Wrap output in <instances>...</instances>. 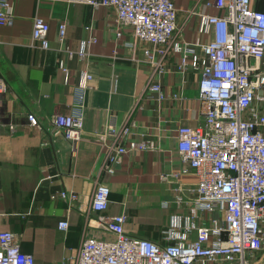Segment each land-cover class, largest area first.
<instances>
[{
    "label": "crops",
    "instance_id": "crops-1",
    "mask_svg": "<svg viewBox=\"0 0 264 264\" xmlns=\"http://www.w3.org/2000/svg\"><path fill=\"white\" fill-rule=\"evenodd\" d=\"M8 2L13 21L0 26V76L7 83L0 127V231L18 235L21 251L35 264H74L83 240L112 238L97 221L100 213L90 211L100 183L110 194L102 216L123 214L127 235L160 246L176 243L178 236L194 242L192 226L208 227L219 213L191 216L197 177L181 159L176 135L180 126L201 124L204 109L197 92L199 68L182 71L177 65L189 50L199 55L211 38L200 24L204 14H222L214 0H173L177 28L163 54L138 42L129 27L122 26L117 37L110 7L69 0ZM250 7L263 10L264 0H253ZM35 18L48 23V49L32 41ZM61 22L66 24L62 40ZM92 37L80 58L82 43ZM153 83L162 99L150 90ZM83 84L84 135L74 146L53 117L70 113L75 89ZM28 114L36 118L35 127ZM109 123L127 127L128 135L97 140ZM142 141L153 147L126 152L110 163L112 172L104 170L109 148ZM61 191L78 196L73 207L52 199ZM62 219L68 230L61 232Z\"/></svg>",
    "mask_w": 264,
    "mask_h": 264
},
{
    "label": "built area",
    "instance_id": "built-area-1",
    "mask_svg": "<svg viewBox=\"0 0 264 264\" xmlns=\"http://www.w3.org/2000/svg\"><path fill=\"white\" fill-rule=\"evenodd\" d=\"M94 8L110 7L114 11L116 35L122 26L131 28L135 39L152 44L165 53L175 32L176 9L173 0H69ZM253 0H214L221 15L204 14L201 30L211 38L200 47L199 55L188 51L177 65L199 68L198 100L204 109L203 121L177 130V151L197 177L193 189L191 216L198 212L219 213L208 227H195V240L186 244L182 236L176 243L158 245L148 239L127 235L125 216L104 217L109 206V188L96 184L90 211L100 213L99 223L111 235L110 240L88 238L79 247L74 264H253L255 253L264 249V9L250 7ZM208 4V3H207ZM8 0H0V26L12 23ZM59 39L66 33V24L58 26ZM32 41L48 49V23L35 18ZM93 37L82 43L80 58L87 55ZM146 54L150 56L147 51ZM66 72V68L62 67ZM88 76H86L87 78ZM86 87L76 88L75 105L68 114L53 117V125L72 145L82 139V97ZM7 83L0 76V127L3 94ZM150 90L163 95L158 83ZM30 126L37 120L27 115ZM13 126H10L12 129ZM99 141L128 135L129 129H117L112 123L105 127ZM153 144L147 141L109 148L104 170L112 172L110 163L119 162L129 151H146ZM59 198L71 208L78 200L73 192L61 191ZM179 201V200H178ZM58 230L67 231L68 221L57 223ZM19 236L0 231V264H35L31 255L21 251Z\"/></svg>",
    "mask_w": 264,
    "mask_h": 264
},
{
    "label": "rangeland",
    "instance_id": "rangeland-1",
    "mask_svg": "<svg viewBox=\"0 0 264 264\" xmlns=\"http://www.w3.org/2000/svg\"><path fill=\"white\" fill-rule=\"evenodd\" d=\"M264 239V238H263ZM253 258V264H264V249L261 252L255 253ZM251 264V263H250Z\"/></svg>",
    "mask_w": 264,
    "mask_h": 264
}]
</instances>
